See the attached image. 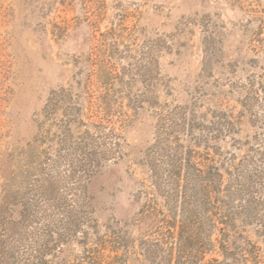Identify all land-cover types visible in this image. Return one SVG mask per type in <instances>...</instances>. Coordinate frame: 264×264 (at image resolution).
Segmentation results:
<instances>
[{
    "label": "rangeland",
    "instance_id": "374dc122",
    "mask_svg": "<svg viewBox=\"0 0 264 264\" xmlns=\"http://www.w3.org/2000/svg\"><path fill=\"white\" fill-rule=\"evenodd\" d=\"M262 19L264 0H0V195H10L19 249L71 223L70 260L87 246L93 264H141L140 191L170 192L165 149L177 142L222 176L213 214L223 221L205 260H223V238L237 255L255 247L264 264V51L253 41ZM98 67L118 136L94 117L68 132L70 115L43 110L60 88L76 102ZM100 144L120 158L84 177L78 147Z\"/></svg>",
    "mask_w": 264,
    "mask_h": 264
},
{
    "label": "trees",
    "instance_id": "16d2710c",
    "mask_svg": "<svg viewBox=\"0 0 264 264\" xmlns=\"http://www.w3.org/2000/svg\"><path fill=\"white\" fill-rule=\"evenodd\" d=\"M264 20H260V24ZM262 26L258 27L255 42L260 41L258 49L264 51V38L257 35ZM96 81L92 84L86 81L84 92L76 94V102H72L70 94L65 93L64 88L53 91L48 98L43 110L46 113H55L61 109L67 115L68 132L71 129H79L81 126L90 124L84 119L94 117L105 128L109 127L114 136L119 134L114 132L112 116V100L109 94V75L103 68H97ZM89 85L95 91L89 90ZM66 108H61L65 107ZM42 142V141H38ZM82 152L79 169L84 177H89L93 171L107 160L120 158L119 154L102 148L84 152L82 147H78ZM103 149V150H101ZM167 177L170 183V192L162 194L160 185L153 187V192L146 189L140 191L143 195V202L137 213L133 217L135 226L141 235V264H240L246 263L249 258H253V264H260L257 249L230 248L225 239H220L217 243L218 253L223 260L206 256L215 251V241L212 240V231L217 229L218 218L214 212L219 209V198L217 193L221 192L222 176L218 165L209 155H204L192 148L181 149L175 142L173 146L166 148ZM169 151V152H168ZM190 188H189V187ZM152 191V190H150ZM164 200L173 202L171 206L161 207L157 203V196ZM10 195L3 192L0 195V264H93L90 249L82 247L79 259H69V240L67 235L76 233V225L64 223L62 232H55L47 228L44 230L43 238L33 243L21 245L24 238L18 231L15 221H6L9 213L8 202ZM181 207L178 215V204ZM170 204V203H169ZM20 213V219L26 217ZM214 217V219H213ZM216 217V220H215ZM226 225L225 222H220ZM204 224L210 227L209 232L205 231ZM218 231L224 236L223 228ZM86 241V238H81ZM107 240L102 239L99 243L105 245ZM85 244V243H83ZM97 245V244H96ZM116 258V257H115ZM110 264V263H108Z\"/></svg>",
    "mask_w": 264,
    "mask_h": 264
}]
</instances>
